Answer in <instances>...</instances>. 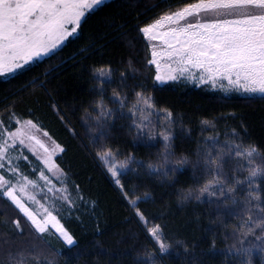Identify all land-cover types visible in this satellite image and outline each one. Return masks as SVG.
I'll return each mask as SVG.
<instances>
[{"label":"trees","instance_id":"trees-1","mask_svg":"<svg viewBox=\"0 0 264 264\" xmlns=\"http://www.w3.org/2000/svg\"><path fill=\"white\" fill-rule=\"evenodd\" d=\"M195 1L106 0L58 49L0 76V123L15 129V118L30 120L61 147L56 162L76 200L59 213L76 239L67 245L0 197V264H245L243 249H251L246 264H264L255 226L264 175L251 205L246 179L264 173V94L185 79L161 85L148 63L140 29ZM147 105L155 109L148 126L136 112ZM202 152L213 153L222 175L205 173Z\"/></svg>","mask_w":264,"mask_h":264},{"label":"snow or ice","instance_id":"snow-or-ice-1","mask_svg":"<svg viewBox=\"0 0 264 264\" xmlns=\"http://www.w3.org/2000/svg\"><path fill=\"white\" fill-rule=\"evenodd\" d=\"M102 3L103 0H0V76H14L29 66L34 57L51 52L58 43L77 32L86 10H93ZM201 13L211 16L201 17ZM189 17H196V20L188 21ZM181 21L188 22L181 24ZM166 25L171 26L160 31ZM140 31L148 40L159 39L163 44L160 50L153 46L152 59L148 61L157 69L155 82L163 85L186 77L198 80L199 84H210L213 88L219 83L221 88L230 87L241 93H264V0H198L144 26ZM162 67L167 71L161 72ZM100 126L103 127V123ZM24 137L35 139L24 129L12 134L13 141L20 145L24 144ZM35 142L44 148L41 141ZM44 151L47 153L48 149L44 148ZM239 154L238 151L234 153ZM4 159L5 154L0 152V168L4 167ZM182 163H187V160ZM199 163L207 175L211 176L213 171L217 176L222 175L212 152H202ZM258 175L264 173L253 170L246 178L250 189L249 205L259 200L253 195L258 191L255 187ZM13 178L6 180L0 176V197H7L37 231L45 232V226L52 223L67 243L73 244L72 237L58 225L50 211L45 212L41 221L37 220L24 196L18 194L26 191L28 182L14 185L11 182ZM228 179L225 177L224 182ZM217 183L222 189L223 184L219 180ZM261 213H264V206ZM251 220L249 217L245 221L249 228L253 227ZM255 226L264 233V216L256 221ZM152 234L156 235L157 229H153ZM257 239L262 237L257 236ZM260 250L264 252V247ZM250 253L251 249H243L240 260L246 264Z\"/></svg>","mask_w":264,"mask_h":264},{"label":"rangeland","instance_id":"rangeland-1","mask_svg":"<svg viewBox=\"0 0 264 264\" xmlns=\"http://www.w3.org/2000/svg\"><path fill=\"white\" fill-rule=\"evenodd\" d=\"M105 1L106 0H103V2ZM87 11L89 10H86V12ZM83 18L84 17H82V19ZM69 27L71 28V26ZM78 30L79 27L77 29V32ZM76 33H74L73 35H75ZM69 37L70 36H68L62 42L58 43L57 47L55 49H52L51 52L43 54L38 58L34 57L33 60L29 62V64H32L37 60L51 54L62 44H64ZM173 67H175V65H173ZM160 71L165 72L167 71V69L162 67ZM180 79H185L191 83L199 84L198 80H193L186 77H181ZM210 86L212 87V85ZM215 88H221L220 84L218 83ZM221 89H223V91L226 93L237 92L240 94H247L241 93L239 91H234L230 87ZM136 112H138L139 116L142 117L141 124L148 126V124H151L150 116H152V114H155V109L151 105H147L146 108L144 106L139 107L138 111ZM14 120L17 121L18 125L15 129L9 128L3 122L0 123V152H3L5 154V159L2 161L4 167L0 168V176H3V178L6 180L14 177L13 179H11V182L14 185H19L27 181L28 183L26 191L22 194H18L24 196L25 201H27V204L30 206L29 210L34 211V213L37 215L38 221H41L42 218H45L46 211H50L52 215L56 217L58 225L72 237L74 244L76 241L75 237L65 227L59 217V213L61 211H65V209H68L70 206L72 208L74 206V203L76 202L75 196H73L74 192L72 191L71 185L69 184L67 179V174L56 162V155L61 151V147L57 145L48 136V134L45 135V132L32 121L19 118H15ZM21 129H24L35 139L29 140L27 139V137H24L25 142L23 145H20L18 141H13L12 134L17 133L18 130ZM36 140L41 141V143L44 145V148L48 149L47 153L44 151V148H41L40 145L35 142ZM25 164H27V168L23 167ZM49 168H51L52 170L49 171ZM13 169L15 170V172H13ZM118 170V168L111 169V176L113 179L116 177ZM45 227L46 230L43 233H55L62 239L64 243L69 245L65 238L60 234V232L57 231L56 226H54L52 223L47 224ZM153 229H157L156 235L152 234ZM148 235L150 236L157 250L161 253L165 249V245L163 244V241L160 237L159 229L157 227L150 228V230L148 231Z\"/></svg>","mask_w":264,"mask_h":264},{"label":"crops","instance_id":"crops-1","mask_svg":"<svg viewBox=\"0 0 264 264\" xmlns=\"http://www.w3.org/2000/svg\"><path fill=\"white\" fill-rule=\"evenodd\" d=\"M198 1H195V2H193V3H190V4H194V3H197ZM190 4H188V5H190ZM188 5H186L185 7H187ZM184 8V7H183ZM182 9V8H181ZM180 9H178V10H176V11H179ZM176 11H173V12H171V13H174V12H176ZM171 13H167V14H164V15H162L161 17H163V16H165V15H168V14H171ZM211 16V14H204V13H201V17H205V16ZM161 17H159V18H157V19H155V20H153L152 22H150V23H148V24H151V23H154L156 20H158V19H160ZM196 20V17H189L188 18V21H195ZM188 21H181L180 23L181 24H184V23H186V22H188ZM148 24H146V25H148ZM146 25H144V26H146ZM143 26V27H144ZM171 25H166V27H165V29H161L160 31H164V30H166V28L167 27H170ZM142 27V28H143ZM149 41V43H150V47H151V49L153 50V46H155L156 47V49L157 50H160L162 47H163V44H162V41H160L159 39H157V40H155V41H152V40H148Z\"/></svg>","mask_w":264,"mask_h":264},{"label":"clouds","instance_id":"clouds-1","mask_svg":"<svg viewBox=\"0 0 264 264\" xmlns=\"http://www.w3.org/2000/svg\"><path fill=\"white\" fill-rule=\"evenodd\" d=\"M152 163H154V162H150V165H151Z\"/></svg>","mask_w":264,"mask_h":264},{"label":"bare ground","instance_id":"bare-ground-1","mask_svg":"<svg viewBox=\"0 0 264 264\" xmlns=\"http://www.w3.org/2000/svg\"><path fill=\"white\" fill-rule=\"evenodd\" d=\"M44 143H46V142H44Z\"/></svg>","mask_w":264,"mask_h":264}]
</instances>
